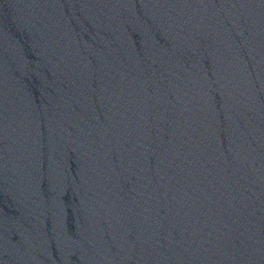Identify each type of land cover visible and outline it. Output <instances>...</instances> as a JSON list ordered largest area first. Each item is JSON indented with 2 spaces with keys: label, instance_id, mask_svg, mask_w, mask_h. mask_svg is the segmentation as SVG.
Returning <instances> with one entry per match:
<instances>
[{
  "label": "water",
  "instance_id": "obj_1",
  "mask_svg": "<svg viewBox=\"0 0 264 264\" xmlns=\"http://www.w3.org/2000/svg\"><path fill=\"white\" fill-rule=\"evenodd\" d=\"M0 264H264V194L145 0H0Z\"/></svg>",
  "mask_w": 264,
  "mask_h": 264
}]
</instances>
